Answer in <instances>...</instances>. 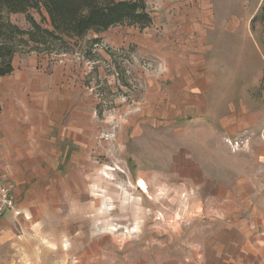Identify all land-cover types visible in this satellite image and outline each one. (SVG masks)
Returning <instances> with one entry per match:
<instances>
[{"label": "rangeland", "instance_id": "374dc122", "mask_svg": "<svg viewBox=\"0 0 264 264\" xmlns=\"http://www.w3.org/2000/svg\"><path fill=\"white\" fill-rule=\"evenodd\" d=\"M263 2L145 0V28L17 37L0 77V172H17L27 222L11 240L37 236L53 250L44 264H158L197 249L204 196L186 162L264 171ZM0 13L31 30L25 13Z\"/></svg>", "mask_w": 264, "mask_h": 264}, {"label": "crops", "instance_id": "0c3cea01", "mask_svg": "<svg viewBox=\"0 0 264 264\" xmlns=\"http://www.w3.org/2000/svg\"><path fill=\"white\" fill-rule=\"evenodd\" d=\"M4 137H7L6 133ZM4 163L0 180L13 184L11 194L22 214L15 216L8 212L0 219V260L10 264L15 256H19L30 257L32 264H37L38 260L41 261L39 264H44L42 260L46 259L47 252L53 250L46 248L37 236L33 235L32 239L19 236L17 240H11V233H15L13 224L19 219L27 222L16 196L14 184L18 174L9 162ZM226 163H198L192 159L186 162L192 170L198 169L201 173L200 178L190 175L195 179L187 181L186 185L201 190L204 196L195 201L205 218L204 234H201L197 249L184 255L182 261L168 255L167 261H158V264H264V171L255 170L253 175L242 162ZM28 210L30 214L33 211ZM55 243L60 244V239L55 238Z\"/></svg>", "mask_w": 264, "mask_h": 264}, {"label": "trees", "instance_id": "16d2710c", "mask_svg": "<svg viewBox=\"0 0 264 264\" xmlns=\"http://www.w3.org/2000/svg\"><path fill=\"white\" fill-rule=\"evenodd\" d=\"M261 6L259 17L264 23V2ZM30 8L43 9L50 27L41 26ZM1 9L25 13L31 30L20 29L0 13V77L11 73L14 43L22 34L42 42V37L55 40L60 33L81 36L88 30L99 32L116 24L145 28L152 22L145 0H0Z\"/></svg>", "mask_w": 264, "mask_h": 264}, {"label": "built area", "instance_id": "2783aa9c", "mask_svg": "<svg viewBox=\"0 0 264 264\" xmlns=\"http://www.w3.org/2000/svg\"><path fill=\"white\" fill-rule=\"evenodd\" d=\"M140 181L136 185L140 188ZM13 184L0 180V219L8 212H12L15 216L22 214V210L17 207L15 199L11 194Z\"/></svg>", "mask_w": 264, "mask_h": 264}, {"label": "clouds", "instance_id": "9594fccd", "mask_svg": "<svg viewBox=\"0 0 264 264\" xmlns=\"http://www.w3.org/2000/svg\"><path fill=\"white\" fill-rule=\"evenodd\" d=\"M160 194H161V195H163L164 193H163V192H161Z\"/></svg>", "mask_w": 264, "mask_h": 264}]
</instances>
